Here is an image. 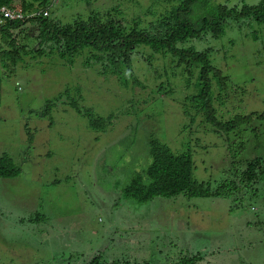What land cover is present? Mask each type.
Wrapping results in <instances>:
<instances>
[{
  "label": "rangeland",
  "instance_id": "1",
  "mask_svg": "<svg viewBox=\"0 0 264 264\" xmlns=\"http://www.w3.org/2000/svg\"><path fill=\"white\" fill-rule=\"evenodd\" d=\"M260 1L218 0L239 8ZM48 2L62 25L118 9L126 26L139 19L147 27L175 0ZM224 27L207 41L214 66L230 78L228 88L213 89L223 99L210 123L187 100L198 94L199 76L190 81L175 63L149 57V47L135 48L132 68L118 77L88 61L91 47L69 56L43 43L35 20L11 30L27 52L35 49L18 63L0 33V156L20 168L0 177V264H91L98 254L102 264H264V181L227 197L133 204L123 194L152 161L151 137L175 153L190 150L195 178L213 188L230 169L264 157V30L244 19ZM86 110L115 118L96 129ZM171 206L191 225L178 236L169 230Z\"/></svg>",
  "mask_w": 264,
  "mask_h": 264
},
{
  "label": "trees",
  "instance_id": "2",
  "mask_svg": "<svg viewBox=\"0 0 264 264\" xmlns=\"http://www.w3.org/2000/svg\"><path fill=\"white\" fill-rule=\"evenodd\" d=\"M163 1L169 2V0ZM0 3L20 9L24 13L41 11V14L33 19L39 25L38 37L43 43H50L51 48H56L62 55L69 56H75L85 47H91L95 54L88 61L95 57L103 67V72H112L110 74L115 73L116 76L123 75L132 68L133 50L143 46L152 49L149 57L157 56L163 63L167 61L175 63L190 81L193 80V76L198 75L199 79L196 78V81L199 92L188 97L187 100L197 114L204 112L203 120L207 123L215 122L216 115L219 116L215 101L223 99V95H216L213 89L216 86H220L221 90L228 88L230 79L228 74L224 75L223 70L214 66L211 59L213 49L207 41L215 42V38L225 32L224 24L228 20L244 19V24H257L264 30V0L253 5L245 3L241 8L229 7L225 2L218 0H175V3L160 12L155 23L147 27H142L139 19H135L130 27L126 26L118 9L109 11L105 20L98 13L93 12L88 18L78 17L72 23L62 25L50 19V11L44 16L43 11L49 9L48 0H0ZM33 19L0 23L2 41L13 47L11 52L13 57L10 55V58L17 63L24 54H28L29 50L34 52L35 49H29L27 52L26 47L17 44L11 30L24 29L25 24ZM259 31L261 32V30L254 31L251 36L258 39ZM27 35L31 36L30 32ZM163 69L167 70L166 67ZM71 103L75 107L78 106L76 100ZM213 105L215 108L212 107ZM85 113L90 118V125L96 129L107 130L108 128H105L108 126L107 122L110 127L115 118L113 114L98 117L93 115L91 110H86ZM185 114H189L188 109H185ZM150 155L152 161L145 174L135 173L131 183L124 189L123 194L126 197L135 199L133 204L147 202L156 197L164 200L173 199L180 194L188 198L211 195L227 197L234 192L244 191L249 184H259L264 181L262 156L249 160L238 172L230 169L227 178L213 188L210 181H200L195 178L194 157L190 150L175 153L166 142L151 137ZM19 173L20 168L7 153H3L0 156V177H14ZM145 176L149 180L148 183L145 181ZM168 209L171 222L169 230L176 236L191 227L189 222L180 216L179 209L175 210L176 207L173 206ZM179 217L182 219L177 220ZM196 226L203 231L200 225L196 224ZM165 227L163 226V230L167 231ZM101 259L102 256L98 254L91 264H102Z\"/></svg>",
  "mask_w": 264,
  "mask_h": 264
},
{
  "label": "built area",
  "instance_id": "3",
  "mask_svg": "<svg viewBox=\"0 0 264 264\" xmlns=\"http://www.w3.org/2000/svg\"><path fill=\"white\" fill-rule=\"evenodd\" d=\"M44 16L49 14V10L46 9L43 11ZM41 14V11H33L32 13H24L20 9L12 8L8 5L0 3V23H4L6 21H13V20H24L25 18L29 17H36Z\"/></svg>",
  "mask_w": 264,
  "mask_h": 264
},
{
  "label": "clouds",
  "instance_id": "4",
  "mask_svg": "<svg viewBox=\"0 0 264 264\" xmlns=\"http://www.w3.org/2000/svg\"><path fill=\"white\" fill-rule=\"evenodd\" d=\"M26 14H27V13H26ZM29 18H30V19H33V17H29ZM25 19H27V18H25ZM25 19H24V20H25ZM33 20H34V19H33ZM6 22H7V21H6ZM6 22H4V23H6Z\"/></svg>",
  "mask_w": 264,
  "mask_h": 264
}]
</instances>
